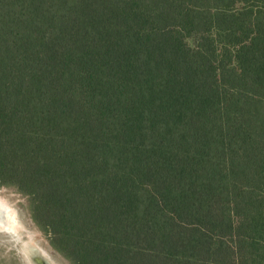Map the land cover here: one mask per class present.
Segmentation results:
<instances>
[{"label":"trees","instance_id":"1","mask_svg":"<svg viewBox=\"0 0 264 264\" xmlns=\"http://www.w3.org/2000/svg\"><path fill=\"white\" fill-rule=\"evenodd\" d=\"M71 264H264V0H0V187Z\"/></svg>","mask_w":264,"mask_h":264},{"label":"rangeland","instance_id":"2","mask_svg":"<svg viewBox=\"0 0 264 264\" xmlns=\"http://www.w3.org/2000/svg\"><path fill=\"white\" fill-rule=\"evenodd\" d=\"M0 196L14 208L18 222L14 234L0 230V264H71L33 221L26 196L7 186L0 187Z\"/></svg>","mask_w":264,"mask_h":264},{"label":"water","instance_id":"3","mask_svg":"<svg viewBox=\"0 0 264 264\" xmlns=\"http://www.w3.org/2000/svg\"><path fill=\"white\" fill-rule=\"evenodd\" d=\"M18 229L14 208L0 196V230L15 233Z\"/></svg>","mask_w":264,"mask_h":264}]
</instances>
